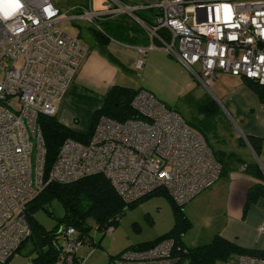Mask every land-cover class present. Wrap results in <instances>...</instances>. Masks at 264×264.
<instances>
[{"label":"built area","instance_id":"obj_1","mask_svg":"<svg viewBox=\"0 0 264 264\" xmlns=\"http://www.w3.org/2000/svg\"><path fill=\"white\" fill-rule=\"evenodd\" d=\"M147 7L157 10L151 26L142 23L148 48L161 47L206 89L221 74L264 86V0H152L138 7L106 0L100 10L88 1L73 6L67 18L136 17L135 10ZM61 14L52 0H0V264L30 234L26 205L49 182L102 174L125 202L163 188L183 205L210 188L221 172L202 136L139 88L130 101L138 117L116 121L100 116L86 143L66 138L44 180L45 144L37 117L58 112L88 54L77 36L58 27ZM160 28L169 38L157 34ZM142 64L137 59L134 70ZM60 233L54 264H83L76 257L83 244L79 231L66 226ZM263 234L259 225L257 235ZM173 247L172 239H162L147 249H126L106 264H175ZM223 264H264V258L242 254Z\"/></svg>","mask_w":264,"mask_h":264},{"label":"trees","instance_id":"obj_2","mask_svg":"<svg viewBox=\"0 0 264 264\" xmlns=\"http://www.w3.org/2000/svg\"><path fill=\"white\" fill-rule=\"evenodd\" d=\"M119 1L124 2V0ZM82 5L87 4L83 3ZM156 14L157 10L154 7L134 11V15L142 23L149 26L153 24V19ZM102 23L104 27L101 29L89 26L88 32L91 41L95 44L98 51L106 55V46L109 40L111 38L117 40L125 39L132 32V27L125 19H106ZM157 34L164 39L169 38V33L166 29H158ZM155 43L157 44L158 42L155 41ZM242 80L256 95L258 100L264 103V86L246 78H242ZM137 90L120 85L111 86L101 105L92 113L85 132L69 128L59 121L56 115H39L37 117V124L41 129L45 144L44 180L47 179L51 164L54 162L59 148L66 138H72L86 143L100 116H105L116 121H124L138 117L139 115L130 106V101ZM170 109L175 110L174 108ZM196 111L197 117H199L196 121H184L202 136L205 143L211 149L214 158L221 165L220 176L226 175L231 169L230 164L236 161V159L238 161V158L234 154L220 153L216 149L214 150L208 143L206 137L208 133L214 140L217 137L219 107L215 100L208 96H203L196 104ZM246 141L255 153L258 152L260 145L264 142V140L262 141L261 139L250 136L246 137ZM245 172L257 179H262V173L255 162L246 164ZM154 194L163 196L169 203L173 215V224L162 235L151 241L137 244L131 247V249H147L162 239L170 238L174 245L173 256L177 257L175 264L224 263L242 254L264 258V250L241 247L224 239L219 234L213 235L207 243L186 245L183 241V236L191 227V222L184 213V204H176L163 188L156 189L135 201L125 202L102 174L85 176L66 184L56 182L47 183L26 205L25 216L29 225L30 234L20 244L17 251L23 246H29L31 252L34 253L31 261L32 264H54L60 254L62 244L60 231L64 227L72 226L76 228L80 233L82 243L88 242L89 245L94 246L96 242L93 236H91L92 230L106 233L109 227L115 225L125 207H130ZM262 198H264V185L261 183L253 184L246 192L244 210L248 205ZM54 201L62 208L63 212L61 216H55L48 208L51 202ZM39 210L44 211L55 220L53 227L46 229L37 221L34 214ZM76 257L79 256L76 255ZM112 258L114 256L108 258L106 263Z\"/></svg>","mask_w":264,"mask_h":264},{"label":"crops","instance_id":"obj_3","mask_svg":"<svg viewBox=\"0 0 264 264\" xmlns=\"http://www.w3.org/2000/svg\"><path fill=\"white\" fill-rule=\"evenodd\" d=\"M124 2L130 7H138L152 0ZM118 16H123L118 20L125 19L130 24L132 32L123 40L111 38L106 46V55L100 53L90 41L86 46L88 54L55 114L66 126L75 121L80 132H83L91 113L101 105L113 85L145 89L164 103L158 88L148 84L146 74L151 77L155 75L158 79L161 70L180 64L158 45L148 48L149 38L138 18L129 14ZM140 58L143 64L136 71L134 63ZM210 90L220 110L215 149L220 153L236 155L238 161L236 159L230 164L228 174L219 176L210 188L184 204V213L192 225L197 226L189 245H195L194 242L200 239L207 243L213 235L219 234L241 247L264 250V234L257 235V227L264 225V198L244 210L248 188L255 183L264 185V143L255 153L246 141L248 136L264 140V103L258 100L239 76L221 74ZM250 162L258 165L262 179L245 172L246 164Z\"/></svg>","mask_w":264,"mask_h":264},{"label":"rangeland","instance_id":"obj_4","mask_svg":"<svg viewBox=\"0 0 264 264\" xmlns=\"http://www.w3.org/2000/svg\"><path fill=\"white\" fill-rule=\"evenodd\" d=\"M52 1L62 12L57 22L58 27L72 36H77L85 46H88L91 41L88 32L89 26L101 29L104 27L103 20L108 19V17H110V20L123 18V16H118L120 14L109 13L102 18L92 21H75L67 18L71 13H74L71 10L73 6L82 5L83 3L87 4L90 1L93 10H100L104 8L106 0ZM20 64L21 60H18L17 65L20 66ZM194 68L197 70V66H194ZM161 71V77L158 76L159 80L154 77L155 75L151 77L149 74H146L148 84L153 88L157 87V91H160V94L163 96L161 98L165 101L164 104L170 108H174L187 122L196 121L199 118L197 117L196 104L200 98L208 96L215 100L211 90L201 85L189 70L181 64L177 63V66H172V68ZM188 83H192V85L189 86ZM91 115L87 126L82 129L83 132L87 130ZM67 126L73 130L78 131L79 129L75 121H72ZM206 137L208 143L215 150L214 138L209 133L206 134ZM48 208L55 216L62 215V208L57 202H51ZM34 216L44 228L50 229L54 226L55 220L44 211L39 210ZM172 224L173 215L169 203L163 196L154 194L130 207H125L115 225L112 226L111 232L102 233L92 230L91 236H93L96 245L91 246L88 242H85L78 248L77 255L83 258V264H105L108 258L115 257L126 249L143 242L151 241L162 235L171 228ZM196 230L197 226L192 225L191 222V227L186 231L183 238L186 245L190 244L189 241L194 238ZM203 241V239H200L198 242H194V244H202L204 243ZM33 257L34 253L31 252L30 247L23 246L9 258L6 264H30ZM216 264H223V262H217Z\"/></svg>","mask_w":264,"mask_h":264}]
</instances>
